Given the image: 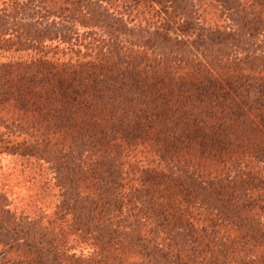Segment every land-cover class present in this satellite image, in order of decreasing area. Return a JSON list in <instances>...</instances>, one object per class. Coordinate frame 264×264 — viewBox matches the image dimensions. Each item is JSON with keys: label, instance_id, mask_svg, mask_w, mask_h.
<instances>
[{"label": "trees", "instance_id": "obj_1", "mask_svg": "<svg viewBox=\"0 0 264 264\" xmlns=\"http://www.w3.org/2000/svg\"><path fill=\"white\" fill-rule=\"evenodd\" d=\"M2 155L0 264H264V0H0Z\"/></svg>", "mask_w": 264, "mask_h": 264}, {"label": "rangeland", "instance_id": "obj_2", "mask_svg": "<svg viewBox=\"0 0 264 264\" xmlns=\"http://www.w3.org/2000/svg\"><path fill=\"white\" fill-rule=\"evenodd\" d=\"M0 159V187L6 192L10 210L18 213L27 211L29 206L37 204L35 201L45 206L52 205V195H49V199L42 197L37 187L30 182L27 175L29 167L26 168L21 161L9 155H2Z\"/></svg>", "mask_w": 264, "mask_h": 264}]
</instances>
